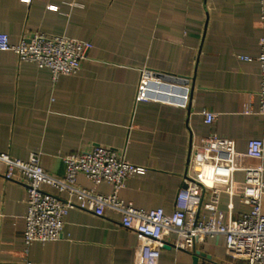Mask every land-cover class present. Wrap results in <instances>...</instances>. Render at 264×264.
I'll use <instances>...</instances> for the list:
<instances>
[{
  "label": "crops",
  "instance_id": "0c3cea01",
  "mask_svg": "<svg viewBox=\"0 0 264 264\" xmlns=\"http://www.w3.org/2000/svg\"><path fill=\"white\" fill-rule=\"evenodd\" d=\"M260 16V0H0V32L11 43L41 31L93 44L80 69L57 81L50 68L0 49V152L21 159L38 153L46 171L64 176L67 154L98 144L114 147L146 168L119 191L137 207L171 212L179 192L197 180L223 189L226 217L249 211L239 197L244 172L237 171L231 193L227 169L215 173L193 150L212 131L234 138L241 151L250 139L264 138L261 64L242 58L260 53ZM143 69L150 80L187 93V105L137 100ZM248 101L252 113L244 112ZM206 109L217 113L211 125ZM242 163L259 160L246 157ZM4 170L0 163V264L139 262L138 234L110 208L103 215L70 209L62 236L36 240L26 254L27 188L6 179ZM77 182L102 194L111 190L108 182L83 173ZM196 250L201 254L164 248L159 264H245L228 256L221 235Z\"/></svg>",
  "mask_w": 264,
  "mask_h": 264
},
{
  "label": "built area",
  "instance_id": "2783aa9c",
  "mask_svg": "<svg viewBox=\"0 0 264 264\" xmlns=\"http://www.w3.org/2000/svg\"><path fill=\"white\" fill-rule=\"evenodd\" d=\"M260 4V22L264 31V0H260ZM259 44L260 53L256 57L243 55L242 58L257 59L261 64L259 113L264 115V33ZM92 47V42L88 40L41 31L24 34L21 41L14 44L7 33L0 32V49L14 50L20 59L50 68L55 81L62 75L76 73ZM137 100L185 106L188 95L167 87L162 81L150 80L147 69H143ZM244 112H253L251 101L245 104ZM203 113L206 123L213 124L217 113L208 109ZM193 151L200 163L210 166L215 173L222 168L227 169L231 193L237 171L244 172L245 188L239 197L242 203L249 205V211L226 217L220 207L223 189L215 185L207 186L197 180L189 182L179 192L176 207L171 212L163 207H137L120 198L119 191L129 177L144 173L146 168L131 162L125 152L114 147L98 144L90 150L67 154L64 176L46 171L38 153L21 159L8 152H0V163L5 165L3 176L21 181L28 192L25 253L36 240L60 238L70 209L78 207L103 215L105 209L110 208L121 213L123 227L138 234L140 260L137 264H159L166 243L193 253L198 243L217 235L224 237L227 254L234 260L244 261L245 264H264V138L250 139L247 150L241 151L234 138L212 131L202 138L200 145ZM246 157L257 158L259 163L245 165L242 162ZM16 172L20 173V178ZM81 173L94 182H108L110 192L102 194L82 187L77 182ZM63 193H67L68 198H62ZM205 193L208 195L207 200L202 199ZM26 264L32 262L27 261Z\"/></svg>",
  "mask_w": 264,
  "mask_h": 264
},
{
  "label": "water",
  "instance_id": "95a60500",
  "mask_svg": "<svg viewBox=\"0 0 264 264\" xmlns=\"http://www.w3.org/2000/svg\"><path fill=\"white\" fill-rule=\"evenodd\" d=\"M170 247H171V245L169 243L164 244V248H170ZM195 254H201V253H200V251L195 250ZM197 259H198V257L196 256L195 257V263L197 262L196 261Z\"/></svg>",
  "mask_w": 264,
  "mask_h": 264
}]
</instances>
